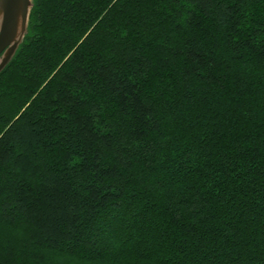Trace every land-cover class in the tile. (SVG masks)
Returning a JSON list of instances; mask_svg holds the SVG:
<instances>
[{
    "label": "trees",
    "instance_id": "16d2710c",
    "mask_svg": "<svg viewBox=\"0 0 264 264\" xmlns=\"http://www.w3.org/2000/svg\"><path fill=\"white\" fill-rule=\"evenodd\" d=\"M0 217V264H264V0H33Z\"/></svg>",
    "mask_w": 264,
    "mask_h": 264
},
{
    "label": "water",
    "instance_id": "95a60500",
    "mask_svg": "<svg viewBox=\"0 0 264 264\" xmlns=\"http://www.w3.org/2000/svg\"><path fill=\"white\" fill-rule=\"evenodd\" d=\"M33 0H0V73L27 34Z\"/></svg>",
    "mask_w": 264,
    "mask_h": 264
},
{
    "label": "snow or ice",
    "instance_id": "6c2138e0",
    "mask_svg": "<svg viewBox=\"0 0 264 264\" xmlns=\"http://www.w3.org/2000/svg\"><path fill=\"white\" fill-rule=\"evenodd\" d=\"M4 239V225H3V218L0 217V243L3 242ZM80 264H88L87 260H81Z\"/></svg>",
    "mask_w": 264,
    "mask_h": 264
},
{
    "label": "rangeland",
    "instance_id": "374dc122",
    "mask_svg": "<svg viewBox=\"0 0 264 264\" xmlns=\"http://www.w3.org/2000/svg\"><path fill=\"white\" fill-rule=\"evenodd\" d=\"M29 19H30V16H29ZM24 40V39H23Z\"/></svg>",
    "mask_w": 264,
    "mask_h": 264
}]
</instances>
